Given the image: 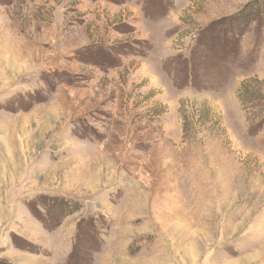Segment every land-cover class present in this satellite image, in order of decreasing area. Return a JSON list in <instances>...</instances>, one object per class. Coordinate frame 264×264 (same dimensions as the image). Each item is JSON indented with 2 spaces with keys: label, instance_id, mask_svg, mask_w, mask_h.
Masks as SVG:
<instances>
[{
  "label": "rangeland",
  "instance_id": "rangeland-1",
  "mask_svg": "<svg viewBox=\"0 0 264 264\" xmlns=\"http://www.w3.org/2000/svg\"><path fill=\"white\" fill-rule=\"evenodd\" d=\"M0 65V264H264V0H0Z\"/></svg>",
  "mask_w": 264,
  "mask_h": 264
},
{
  "label": "bare ground",
  "instance_id": "bare-ground-1",
  "mask_svg": "<svg viewBox=\"0 0 264 264\" xmlns=\"http://www.w3.org/2000/svg\"><path fill=\"white\" fill-rule=\"evenodd\" d=\"M28 55H29V54H28ZM19 56H20V55H19ZM16 57H17V56H16ZM25 60H26V58H25ZM17 61H18V60H17ZM23 62H24V61H23ZM25 62H26V61H25ZM23 65H24V64H23ZM0 66H1V65H0ZM2 69H3V68H2ZM13 70H14V69H13ZM15 70H16V69H15ZM15 70H14V71H15ZM17 70H18V69H17ZM7 71H8V70H7V69H5V70H4L2 73H3V74H6V73H7ZM92 185H93V184H92Z\"/></svg>",
  "mask_w": 264,
  "mask_h": 264
}]
</instances>
